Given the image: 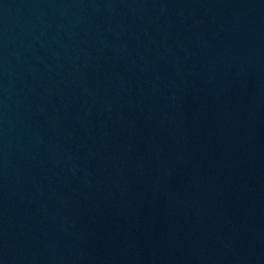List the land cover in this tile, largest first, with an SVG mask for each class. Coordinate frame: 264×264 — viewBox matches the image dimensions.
<instances>
[{"label":"water","instance_id":"water-1","mask_svg":"<svg viewBox=\"0 0 264 264\" xmlns=\"http://www.w3.org/2000/svg\"><path fill=\"white\" fill-rule=\"evenodd\" d=\"M0 264H264V0H0Z\"/></svg>","mask_w":264,"mask_h":264}]
</instances>
